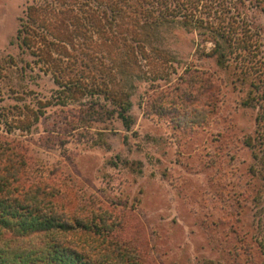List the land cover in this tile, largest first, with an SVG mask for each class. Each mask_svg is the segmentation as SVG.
I'll return each mask as SVG.
<instances>
[{
	"label": "rangeland",
	"instance_id": "1",
	"mask_svg": "<svg viewBox=\"0 0 264 264\" xmlns=\"http://www.w3.org/2000/svg\"><path fill=\"white\" fill-rule=\"evenodd\" d=\"M24 4L0 0V139L30 160L27 187L41 183L90 226L67 242L122 264H264V100L250 79L218 65L194 30L164 27L166 53L152 61L166 70L134 80L130 126L87 124L74 116L85 98L54 104L52 73L26 65L37 57L15 39ZM186 67L216 80L212 104L177 110Z\"/></svg>",
	"mask_w": 264,
	"mask_h": 264
},
{
	"label": "trees",
	"instance_id": "2",
	"mask_svg": "<svg viewBox=\"0 0 264 264\" xmlns=\"http://www.w3.org/2000/svg\"><path fill=\"white\" fill-rule=\"evenodd\" d=\"M18 22L19 48L37 57L26 65L42 63L52 73V103L85 98L74 116L87 124L121 120L130 126L134 80L166 70L167 59L152 61L166 53L159 41L164 27L194 30L211 41L217 64L234 65L237 81L250 79L258 95L252 99L263 105L264 0H25ZM184 75L189 92L178 93L177 110L202 97L212 104L216 80L189 67ZM29 164L18 146L0 139V264H122V258L109 262L67 242L78 227L90 226L59 211L55 195L41 183L26 186ZM6 232L15 243L3 238Z\"/></svg>",
	"mask_w": 264,
	"mask_h": 264
}]
</instances>
